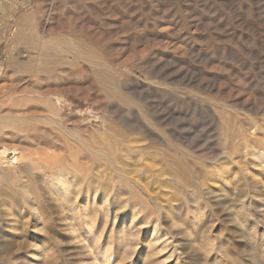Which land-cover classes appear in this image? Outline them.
Segmentation results:
<instances>
[{
    "label": "rangeland",
    "instance_id": "rangeland-1",
    "mask_svg": "<svg viewBox=\"0 0 264 264\" xmlns=\"http://www.w3.org/2000/svg\"><path fill=\"white\" fill-rule=\"evenodd\" d=\"M22 2L0 264H264V0Z\"/></svg>",
    "mask_w": 264,
    "mask_h": 264
},
{
    "label": "crops",
    "instance_id": "crops-1",
    "mask_svg": "<svg viewBox=\"0 0 264 264\" xmlns=\"http://www.w3.org/2000/svg\"><path fill=\"white\" fill-rule=\"evenodd\" d=\"M23 0H0V67L5 56L17 47L11 33L15 31V38L22 32L21 10Z\"/></svg>",
    "mask_w": 264,
    "mask_h": 264
},
{
    "label": "bare ground",
    "instance_id": "bare-ground-1",
    "mask_svg": "<svg viewBox=\"0 0 264 264\" xmlns=\"http://www.w3.org/2000/svg\"><path fill=\"white\" fill-rule=\"evenodd\" d=\"M14 61L15 60L12 59V63H15ZM66 83H68V82H66ZM63 86H65V85H63ZM65 88H67V87L65 86ZM42 89H43V87H42ZM63 101H64V97L58 93V94L53 95V98H48L46 104H47V106H49V108H48L49 110H51V108H53V110L57 112V109H59L58 106L61 105L63 103ZM18 121L20 122V123L18 122V124H20V126H21L20 129H23L24 127H26V125L24 123L26 120L23 121L20 117H18ZM7 142H9V141H7ZM7 154H10V156L6 157ZM21 157H22L21 154L19 153L18 149H16L15 147L7 146L6 144H0V168H5V169L6 168H14L19 163V161L21 160Z\"/></svg>",
    "mask_w": 264,
    "mask_h": 264
}]
</instances>
